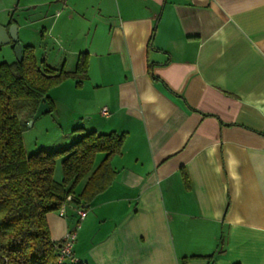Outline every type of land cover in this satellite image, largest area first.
<instances>
[{
  "label": "crops",
  "instance_id": "0c3cea01",
  "mask_svg": "<svg viewBox=\"0 0 264 264\" xmlns=\"http://www.w3.org/2000/svg\"><path fill=\"white\" fill-rule=\"evenodd\" d=\"M4 2L37 63L87 53L91 130L124 133L111 185L83 219L49 213L51 239L78 225L81 264H264V0Z\"/></svg>",
  "mask_w": 264,
  "mask_h": 264
},
{
  "label": "trees",
  "instance_id": "16d2710c",
  "mask_svg": "<svg viewBox=\"0 0 264 264\" xmlns=\"http://www.w3.org/2000/svg\"><path fill=\"white\" fill-rule=\"evenodd\" d=\"M13 22L10 17L8 24ZM87 71L86 52L79 53L72 71H64L37 63L30 45L22 46L21 61L0 63V264H60L47 215L68 202L84 207L115 178L111 160L121 153L124 133L78 127L72 130L83 132L78 139L52 151L28 153L23 143V132L41 99L46 98L51 113L50 91L71 77L80 87ZM57 160L60 181L54 178Z\"/></svg>",
  "mask_w": 264,
  "mask_h": 264
},
{
  "label": "rangeland",
  "instance_id": "374dc122",
  "mask_svg": "<svg viewBox=\"0 0 264 264\" xmlns=\"http://www.w3.org/2000/svg\"><path fill=\"white\" fill-rule=\"evenodd\" d=\"M4 1L6 0H0V8L5 7L6 2ZM19 4L21 5V2ZM16 5H18V3ZM4 12L8 14L7 10H4ZM9 13H11V11ZM18 40L20 41L19 38ZM39 55L40 54L38 52L37 56L39 57ZM14 61H16L14 49L9 44L2 45L0 47V63H12ZM63 70L69 71L67 66L63 68ZM69 79L74 78L71 77ZM87 79L88 74L86 78L83 79V81ZM65 81L60 84V88H58L57 90H52L50 92V95L54 99L55 103L54 110L51 113L46 112L45 114L39 116L36 120L33 121V124L31 126L29 125V123L27 124V128L23 132V143L28 153L35 152L38 149H45L46 151L60 150L63 147L68 146L71 142L78 139L83 133L82 131H84H79L75 135V133L69 129L70 131H67V133L65 132V135H63V133L59 129L60 125L69 126L71 128L74 126L81 125V127H85V131H89L93 127V124L89 122V120L86 118L89 116V114H85L84 111H89L86 109H93L94 111L95 107L97 108L101 104V93H94V95H92L93 98H91L92 96L90 97L89 90L83 88V85H81L80 87H76L74 82L72 86H69V84L65 83ZM82 88L84 90H82L81 92H77L76 89ZM81 97H83V99H81ZM89 98H91L90 102H88ZM87 102L90 106H87ZM72 106L74 112L77 115L83 117H79L76 114L75 116H72V113H70L68 110V108ZM60 118L62 120H60ZM94 118L95 119H93V122L95 120L101 119L97 115L94 116ZM71 122L73 123L72 126H70ZM54 178L57 181H60L62 179L60 160H57L56 162Z\"/></svg>",
  "mask_w": 264,
  "mask_h": 264
},
{
  "label": "built area",
  "instance_id": "2783aa9c",
  "mask_svg": "<svg viewBox=\"0 0 264 264\" xmlns=\"http://www.w3.org/2000/svg\"><path fill=\"white\" fill-rule=\"evenodd\" d=\"M102 115L107 116L108 110L106 108H102L101 110ZM71 200V196L67 197V201ZM71 207L77 209L78 215L80 219H83L86 216L87 211L83 208L76 207L73 203L68 202L61 206L58 210L59 215L65 214L66 207ZM78 225H76L72 230H69L61 240H58L56 246V256L58 263L62 264L65 260H71L76 262L77 260L73 257V245L76 241V234H77Z\"/></svg>",
  "mask_w": 264,
  "mask_h": 264
},
{
  "label": "water",
  "instance_id": "95a60500",
  "mask_svg": "<svg viewBox=\"0 0 264 264\" xmlns=\"http://www.w3.org/2000/svg\"><path fill=\"white\" fill-rule=\"evenodd\" d=\"M10 42L13 43V49L16 56V60L21 61L23 45L18 40L17 26L15 24H11L7 28L6 26L0 24V47L4 44H9ZM48 110L49 104L46 98H42L32 120L29 121V125L31 126L34 120H36L42 114H45Z\"/></svg>",
  "mask_w": 264,
  "mask_h": 264
}]
</instances>
